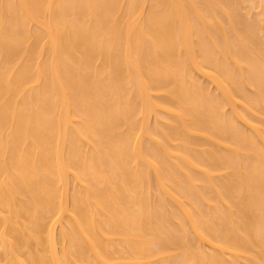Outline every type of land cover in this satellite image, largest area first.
I'll return each mask as SVG.
<instances>
[{
    "label": "bare ground",
    "instance_id": "obj_1",
    "mask_svg": "<svg viewBox=\"0 0 264 264\" xmlns=\"http://www.w3.org/2000/svg\"><path fill=\"white\" fill-rule=\"evenodd\" d=\"M0 264H264V0H0Z\"/></svg>",
    "mask_w": 264,
    "mask_h": 264
}]
</instances>
